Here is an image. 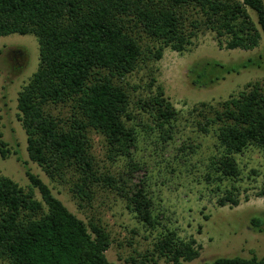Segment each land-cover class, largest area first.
Masks as SVG:
<instances>
[{
  "label": "trees",
  "instance_id": "obj_1",
  "mask_svg": "<svg viewBox=\"0 0 264 264\" xmlns=\"http://www.w3.org/2000/svg\"><path fill=\"white\" fill-rule=\"evenodd\" d=\"M191 8L196 17L189 13ZM207 30L215 32L227 49L259 47L264 39V0H0V37L34 34L39 42V67L18 97L30 159L52 180L64 178L72 169L78 172L76 196H88L99 180L114 187L128 199L137 217L154 227L153 202L145 185H128L126 178L110 173L99 175L88 131L95 129L105 136L112 157L131 156L137 133L125 120L130 119V96L114 78L137 68L145 54L143 37L158 43L151 54L161 59L165 48L182 52L192 44V37ZM263 65L262 55L231 65L208 61L191 67L190 74L194 84L206 85ZM70 100L75 101V110L67 121L46 110L48 104ZM141 106L161 126L177 114L161 86ZM202 106L199 115L204 121L196 124L203 132L216 126L223 149L215 170L221 178L239 176L234 155L250 144L264 148V87L249 83L220 108ZM5 146L0 140L3 157L9 152ZM24 167L31 183L28 190L0 171V264H116L106 253L112 244L108 231L79 218L26 162ZM218 203L237 206L240 200L228 190ZM252 223L261 228L264 219L254 217ZM155 252L174 264L201 255L196 239L181 240L173 230L157 240ZM145 261L128 260L131 264ZM201 264H264V257L220 256Z\"/></svg>",
  "mask_w": 264,
  "mask_h": 264
},
{
  "label": "rangeland",
  "instance_id": "obj_2",
  "mask_svg": "<svg viewBox=\"0 0 264 264\" xmlns=\"http://www.w3.org/2000/svg\"><path fill=\"white\" fill-rule=\"evenodd\" d=\"M190 10L196 17V11ZM250 13L257 20L256 14ZM141 44L145 54L137 68L114 78L130 96V119L125 120L137 133L132 155L112 157L109 143L98 130L89 129L88 137L99 175L110 173L123 176L128 185H145L153 202L154 227L141 221L128 199L114 187L99 180L88 196H76L73 188L80 179L78 172L72 169L64 178L52 180L30 159L18 97L39 67V42L34 34L0 37V140L9 150L6 157L0 153L1 173L28 190L31 183L25 173L26 162L73 213L87 224L97 222L108 231L112 244L106 253L116 264H131L130 257L147 259L145 264H174L155 252L157 240L168 230L184 241L194 238L200 246V257L183 264H201L220 256L264 257V224L258 228L252 223L254 217L264 219V148L250 144L235 154L239 176L221 178L215 170V161L223 152L216 126L203 132L196 124L204 121L199 115L202 103L220 108L223 101L237 96L249 83L259 82L264 87V65L206 85L194 84L190 74L197 63L219 61L231 65L259 55L264 60V39L253 50L227 49L220 45L215 32L200 31L186 50L167 47L161 59L151 54L158 43L143 37ZM159 86L177 111L164 126L141 109V103L155 96ZM46 110L67 121L75 110V101L51 103ZM61 125L66 127L63 122ZM228 190L239 198V205H219V198ZM36 197L40 199L38 191Z\"/></svg>",
  "mask_w": 264,
  "mask_h": 264
}]
</instances>
